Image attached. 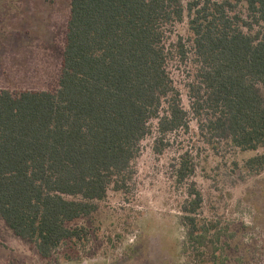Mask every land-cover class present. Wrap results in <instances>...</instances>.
Wrapping results in <instances>:
<instances>
[{
	"label": "trees",
	"instance_id": "trees-1",
	"mask_svg": "<svg viewBox=\"0 0 264 264\" xmlns=\"http://www.w3.org/2000/svg\"><path fill=\"white\" fill-rule=\"evenodd\" d=\"M186 17L188 37L169 42ZM175 61L191 69L190 110ZM191 116L209 143L264 150V0H71L58 90L0 92V218L58 260L89 241L72 223L128 191L154 124L161 154ZM175 168L187 264L230 263L234 231L206 217L190 155ZM244 168L264 173V153Z\"/></svg>",
	"mask_w": 264,
	"mask_h": 264
},
{
	"label": "rangeland",
	"instance_id": "rangeland-1",
	"mask_svg": "<svg viewBox=\"0 0 264 264\" xmlns=\"http://www.w3.org/2000/svg\"><path fill=\"white\" fill-rule=\"evenodd\" d=\"M70 10L71 0H0V92L58 90ZM188 34L186 17L169 42ZM171 69L190 110V66L175 61ZM154 127L142 143L128 191L111 187L93 218L71 224L90 229L85 245L65 247L58 260H45L0 218V264H187L179 221L187 186L177 183L175 168L184 154L195 165L190 181L204 195L206 217L234 231L228 264H264V173L250 176L244 168L264 150L243 153L229 143H209L191 116L190 129L169 135L159 154Z\"/></svg>",
	"mask_w": 264,
	"mask_h": 264
}]
</instances>
